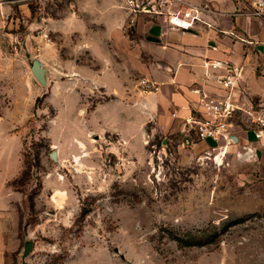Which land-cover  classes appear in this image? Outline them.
I'll return each mask as SVG.
<instances>
[{
	"label": "rangeland",
	"instance_id": "1",
	"mask_svg": "<svg viewBox=\"0 0 264 264\" xmlns=\"http://www.w3.org/2000/svg\"><path fill=\"white\" fill-rule=\"evenodd\" d=\"M69 1L0 14V188L20 169L8 264H264V149L221 154L150 125L140 137L82 71L96 60L81 33L50 29Z\"/></svg>",
	"mask_w": 264,
	"mask_h": 264
},
{
	"label": "crops",
	"instance_id": "2",
	"mask_svg": "<svg viewBox=\"0 0 264 264\" xmlns=\"http://www.w3.org/2000/svg\"><path fill=\"white\" fill-rule=\"evenodd\" d=\"M12 2L0 0V14L10 15L14 11ZM253 2L169 0L164 13L168 8L194 10L198 15L193 26L185 30L170 26L166 13L133 14L124 0H70L64 16L55 21L50 18L49 27L67 36L81 33L83 46L91 48L96 60L95 67L84 66L82 71L87 72V77H94L104 93L120 96L113 106L118 115H123L124 124L129 121L140 127L136 132L140 137L142 128L150 125L151 134L159 130L164 138H184L185 119L202 111L200 92L223 93L218 83L221 71H208L207 62L227 59L242 65V102L264 105V15L248 14ZM41 23L37 21L35 25ZM46 74L45 68V77ZM136 75L156 80L161 84L160 90L140 93ZM102 108L105 104L97 108L99 121L105 116ZM235 124L237 142L227 151L255 142L253 132L245 124L240 120ZM109 128L123 133L121 127ZM192 145L211 148L216 143L200 141ZM19 172L20 169L16 176L4 178L1 183L0 264H8L19 239L15 207L18 191L9 187Z\"/></svg>",
	"mask_w": 264,
	"mask_h": 264
},
{
	"label": "built area",
	"instance_id": "3",
	"mask_svg": "<svg viewBox=\"0 0 264 264\" xmlns=\"http://www.w3.org/2000/svg\"><path fill=\"white\" fill-rule=\"evenodd\" d=\"M169 0H124L125 7L131 13L147 12L163 14V7ZM170 26L178 29H189L193 26L198 15L194 10L166 9ZM164 13V14H165ZM252 16L264 15V0H254L249 11ZM264 53V48H263ZM208 71H221L218 83L223 93L210 95L201 93L199 114L189 115L184 122L182 143L191 145L197 142H214L211 149L221 154L227 152V148L237 142L235 136V122L240 120L253 132L254 141L258 143V149H264V105L250 101L242 102L244 90L240 86L243 76V66L234 64L227 59L207 62ZM138 91L142 94L157 92L161 84L156 80L143 76L137 81ZM199 92V90H196ZM175 115V114H174Z\"/></svg>",
	"mask_w": 264,
	"mask_h": 264
},
{
	"label": "water",
	"instance_id": "4",
	"mask_svg": "<svg viewBox=\"0 0 264 264\" xmlns=\"http://www.w3.org/2000/svg\"><path fill=\"white\" fill-rule=\"evenodd\" d=\"M31 70L34 74V76L42 81L45 82L46 81V77H45V68L43 67V63L39 62L38 60L33 61L32 66H31ZM52 157L56 158V154L55 152L52 153ZM32 249V243L31 242H27L25 244V249H24V255H27Z\"/></svg>",
	"mask_w": 264,
	"mask_h": 264
},
{
	"label": "bare ground",
	"instance_id": "5",
	"mask_svg": "<svg viewBox=\"0 0 264 264\" xmlns=\"http://www.w3.org/2000/svg\"><path fill=\"white\" fill-rule=\"evenodd\" d=\"M253 151V149H251L250 151H249V153H251Z\"/></svg>",
	"mask_w": 264,
	"mask_h": 264
}]
</instances>
